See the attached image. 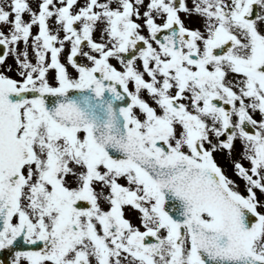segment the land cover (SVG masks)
Here are the masks:
<instances>
[{"label": "snow or ice", "instance_id": "6c2138e0", "mask_svg": "<svg viewBox=\"0 0 264 264\" xmlns=\"http://www.w3.org/2000/svg\"><path fill=\"white\" fill-rule=\"evenodd\" d=\"M0 264H264V0H0Z\"/></svg>", "mask_w": 264, "mask_h": 264}, {"label": "flooded vegetation", "instance_id": "af4514ba", "mask_svg": "<svg viewBox=\"0 0 264 264\" xmlns=\"http://www.w3.org/2000/svg\"><path fill=\"white\" fill-rule=\"evenodd\" d=\"M217 159L224 167H226L228 169V172H231V167L228 164V162L224 159L222 154H218ZM128 215H133V214L132 213H128Z\"/></svg>", "mask_w": 264, "mask_h": 264}, {"label": "rangeland", "instance_id": "374dc122", "mask_svg": "<svg viewBox=\"0 0 264 264\" xmlns=\"http://www.w3.org/2000/svg\"><path fill=\"white\" fill-rule=\"evenodd\" d=\"M9 62H11V61H9ZM230 175L232 174V173H229Z\"/></svg>", "mask_w": 264, "mask_h": 264}]
</instances>
